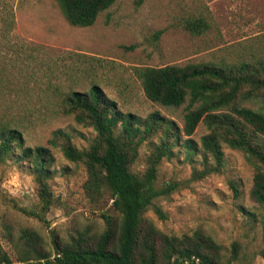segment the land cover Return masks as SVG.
I'll list each match as a JSON object with an SVG mask.
<instances>
[{"label":"rangeland","instance_id":"rangeland-1","mask_svg":"<svg viewBox=\"0 0 264 264\" xmlns=\"http://www.w3.org/2000/svg\"><path fill=\"white\" fill-rule=\"evenodd\" d=\"M199 15L209 28L191 34L182 20ZM263 55L264 0H116L89 26L70 25L56 0H0V122L18 128L30 146L48 145L52 130L62 128L72 133L76 146L87 148L95 131L52 113L51 89L87 90L95 82L124 112L146 117L157 111L182 128L189 97L179 106L148 100L136 67L223 64ZM207 132L201 121L189 136L196 150L175 146L174 155L162 159L157 184L180 185L155 200L165 218L153 207L144 217L167 234L203 231L220 244L224 262L232 258L236 243L231 264H264V206L250 197L254 169L243 153L222 142L220 169L194 175L214 164L200 147ZM156 143L153 138L139 147L132 170L145 169ZM51 149L53 203L43 213L28 162L19 161L16 153L0 157V248L15 264L13 242L23 228L39 233L49 247L52 236L62 242L79 232L97 236L106 227L104 214L119 221L108 191L102 197L86 194L84 165L66 159L59 147Z\"/></svg>","mask_w":264,"mask_h":264},{"label":"trees","instance_id":"trees-1","mask_svg":"<svg viewBox=\"0 0 264 264\" xmlns=\"http://www.w3.org/2000/svg\"><path fill=\"white\" fill-rule=\"evenodd\" d=\"M115 1L56 0L61 13L73 26L92 25ZM182 26L198 35L209 28V23L199 15L184 18ZM134 72L145 97L154 103L179 106L189 97L190 107L183 116L182 128L157 111L146 117L124 112L95 82L87 90L51 89L52 113L72 117L95 131L87 148L76 146L72 133L62 128L52 130L48 145L30 146L25 144L18 128L0 122V157L16 153L19 161L28 162L41 213L53 203L49 179L55 173V158L51 148L59 147L66 159L84 165L86 194L102 197L108 191L120 215L116 221L104 214L106 227L97 236L79 232L67 242L52 236L49 247L39 233L23 228L17 242H13L19 264H231L237 255L234 243L232 258L224 262L220 244L210 235L199 229L182 235L164 233L146 220L144 212L153 207L160 218L166 217L155 200L168 196L180 183L158 185L159 165L164 157L174 155L175 146L188 152L197 149L189 136L201 121L208 132L202 135L200 147L212 157L214 164L194 175L201 177L220 169L223 142L241 151L253 167L250 197L264 206V55L223 64L141 66ZM249 101L260 102L261 106H245ZM182 135L187 137L182 139ZM153 138L158 143L153 144L145 169L135 172L131 166L139 147ZM34 216L41 217L37 213ZM0 264H15L1 248Z\"/></svg>","mask_w":264,"mask_h":264}]
</instances>
